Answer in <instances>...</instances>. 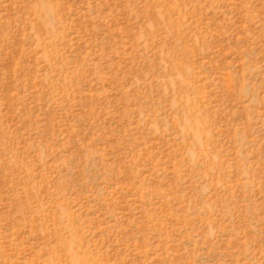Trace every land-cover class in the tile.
<instances>
[{
    "label": "rangeland",
    "instance_id": "obj_1",
    "mask_svg": "<svg viewBox=\"0 0 264 264\" xmlns=\"http://www.w3.org/2000/svg\"><path fill=\"white\" fill-rule=\"evenodd\" d=\"M0 264H264V0H0Z\"/></svg>",
    "mask_w": 264,
    "mask_h": 264
}]
</instances>
